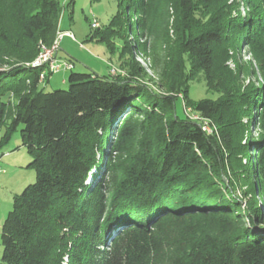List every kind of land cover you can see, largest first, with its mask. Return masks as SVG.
I'll use <instances>...</instances> for the list:
<instances>
[{"label": "trees", "instance_id": "obj_1", "mask_svg": "<svg viewBox=\"0 0 264 264\" xmlns=\"http://www.w3.org/2000/svg\"><path fill=\"white\" fill-rule=\"evenodd\" d=\"M230 1L117 0L99 39L118 65L108 61L104 75L72 68L67 88L48 91L31 62L54 41L63 6L0 0V145L19 129L35 172L3 220L0 264H264V0H239L244 13ZM165 2L179 15L174 46L158 45L151 62L165 91L184 93L211 132L140 81L131 12L145 32ZM242 43L258 83H246L234 58ZM197 76L213 96L191 102ZM251 150L249 185L240 172ZM234 180L259 202L242 207Z\"/></svg>", "mask_w": 264, "mask_h": 264}, {"label": "rangeland", "instance_id": "obj_2", "mask_svg": "<svg viewBox=\"0 0 264 264\" xmlns=\"http://www.w3.org/2000/svg\"><path fill=\"white\" fill-rule=\"evenodd\" d=\"M238 1L239 0H234L233 2V6H236L234 11H241L244 13L245 7L243 3L238 4ZM230 2H232V0ZM60 4L64 9L62 0H60ZM171 5L172 4L169 2H165L153 11L152 15L146 21L149 26L145 32H141L142 29H140L138 23H136L138 16L131 12L134 33H129V39L133 45L135 61L146 71V76L140 81L150 86L158 93L177 98L176 106L179 115H182V113L185 114V110L189 115H193L196 112L187 104L184 93H171L165 91L164 84H162L159 76L160 70L158 64L155 63L154 65L151 62V58L158 49V45L164 43V45L170 47L174 46L175 34L173 32V25L178 21L179 15ZM65 7V15L62 14L63 16L60 18L61 24L59 28L61 30H70L74 38L67 35H63L60 38L57 56L60 59L71 60L74 65L73 71H93L99 75L107 74L108 67L106 61L110 58L115 65H118V54L109 55L105 42L101 41L99 36L100 32L111 24V21L116 15L117 0H74L72 5L71 0H69L68 4H65ZM62 13H64L63 10ZM93 19L97 20L99 24L98 29L91 27ZM61 21H63V23ZM113 27L116 28L114 25ZM61 30L56 32V36H58ZM113 41L115 47L121 49L122 38L117 36L113 38ZM234 58L237 63L245 67L243 77L246 83L249 81L258 83L260 81L255 71V58L250 53V48L242 43L239 49L234 53ZM233 64L234 63H231L232 66ZM49 73V76L45 77L46 82L43 83L44 85L42 84L45 90L51 91L56 88L68 87L67 77L70 70L62 69L55 73ZM212 96V93L207 90L205 81L201 76H197L195 81L190 82L187 89V98L191 102L211 98ZM134 119H141V116L134 115ZM199 122L202 123V128L207 132L212 131L210 122L204 120H199ZM244 122L248 127L249 134L256 137L258 130L255 124L253 125L252 119H244ZM119 124L120 122L118 121V125ZM4 131L5 128L0 125V138ZM254 155L255 153L252 150L249 156H246L245 153L242 154V162L248 169H245L247 171L246 174L240 172V175L241 178L247 177L246 180L249 185L254 181L251 172ZM29 161L30 156L22 143L20 131L17 129L11 134L9 139L0 145V256L2 252L1 226L8 211L12 207L13 198L16 194L20 193L25 186L31 184L35 180L34 170L27 167ZM107 169H101L100 173H102V176L98 177L99 179L102 177V180L105 179V182L107 181ZM226 181H228V179H226ZM234 187L236 195L242 202V207L259 202L258 195L250 192V190H248V185H241V181L236 182L234 180ZM262 205L263 204H261V206ZM241 223L250 225L251 219L243 217L241 218Z\"/></svg>", "mask_w": 264, "mask_h": 264}, {"label": "built area", "instance_id": "obj_3", "mask_svg": "<svg viewBox=\"0 0 264 264\" xmlns=\"http://www.w3.org/2000/svg\"><path fill=\"white\" fill-rule=\"evenodd\" d=\"M99 24L96 19H93L91 22L92 28H98ZM63 35L70 36L74 38L73 33L70 31H59L58 36L54 39V41L50 45H46L45 43H41L39 46V52L34 60L31 62L32 66L41 67L42 71L39 73V81L44 82L47 73H55L60 70H71L73 68V63L66 59H60L57 56V51L59 48V41ZM111 64V63H110ZM110 72L115 73L118 72L114 65H110ZM190 110V109H189ZM185 114L194 121L203 120L200 115L197 113L193 115H189L185 110Z\"/></svg>", "mask_w": 264, "mask_h": 264}, {"label": "crops", "instance_id": "obj_4", "mask_svg": "<svg viewBox=\"0 0 264 264\" xmlns=\"http://www.w3.org/2000/svg\"><path fill=\"white\" fill-rule=\"evenodd\" d=\"M58 1L60 2V0H58ZM62 1H63V5H64V9H63V12L64 13H62V14L65 15V8H66L65 7V4L67 5L69 0H62ZM73 2H74V0H71V5L73 4ZM62 14H61V17L63 16ZM61 22L63 23V21H61ZM60 24L61 23H59V27H60ZM59 30H61V29L59 28ZM61 31H70V30H61ZM108 61H110V58H108V60L106 61V63H108Z\"/></svg>", "mask_w": 264, "mask_h": 264}]
</instances>
